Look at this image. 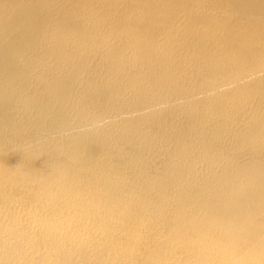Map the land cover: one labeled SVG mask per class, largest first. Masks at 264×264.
Listing matches in <instances>:
<instances>
[{
	"label": "bare ground",
	"instance_id": "bare-ground-1",
	"mask_svg": "<svg viewBox=\"0 0 264 264\" xmlns=\"http://www.w3.org/2000/svg\"><path fill=\"white\" fill-rule=\"evenodd\" d=\"M0 264H264V0H0Z\"/></svg>",
	"mask_w": 264,
	"mask_h": 264
}]
</instances>
